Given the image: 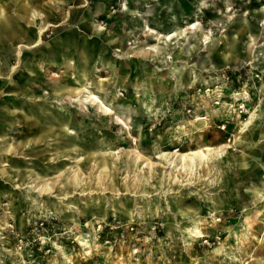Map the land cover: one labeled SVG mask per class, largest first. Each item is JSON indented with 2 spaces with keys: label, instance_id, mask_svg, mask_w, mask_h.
Listing matches in <instances>:
<instances>
[{
  "label": "rangeland",
  "instance_id": "374dc122",
  "mask_svg": "<svg viewBox=\"0 0 264 264\" xmlns=\"http://www.w3.org/2000/svg\"><path fill=\"white\" fill-rule=\"evenodd\" d=\"M22 1L100 44L87 82L34 65L69 96L7 91L29 43L0 75V264H264V0Z\"/></svg>",
  "mask_w": 264,
  "mask_h": 264
},
{
  "label": "crops",
  "instance_id": "0c3cea01",
  "mask_svg": "<svg viewBox=\"0 0 264 264\" xmlns=\"http://www.w3.org/2000/svg\"><path fill=\"white\" fill-rule=\"evenodd\" d=\"M107 2H109V0H101V3H99V5L96 7L97 10L100 11L105 9V7H107ZM34 12L42 13L36 8L25 4V2L22 0H12L11 3H6V16L4 17L3 15H0V52L2 57L0 64V75L6 74L8 71L10 57L15 53L16 47L23 49L26 46L25 49H27L29 48L27 45L29 43V45L35 48L36 53H27V51L24 52L25 63L21 73L22 83H19V81L14 79L7 85L6 88L7 91H10L13 87V90L18 92V89H15V87L21 86L22 93L25 97H28L30 103L32 101L35 102V98L42 99L45 96H53L55 98L69 96L72 94V91L75 90V75L70 73L68 74L67 72H65V74L62 76V79L54 82V84H48L51 90H42V87H39L36 82L39 79L41 82L46 80V71L45 69L44 71H40L37 69L38 66H34L35 64H41V62L46 63V60H50L52 63L56 64H64L65 62L69 68H78L79 65L80 70L78 71H82L81 79H83V82H87L85 81L88 78L86 69L88 67L89 61L96 53L95 46L100 44V39H98L99 36H95L91 42V51H88L85 42L88 39L87 34L91 32L92 25L88 21H83L81 24H79V26L82 27V29L85 31V34L81 33L82 30L74 29L65 36L57 37L51 47L45 49L42 47L40 38H38L36 35L35 27L41 25L42 23H46L50 19V16L46 13H42L45 15L44 18H36L33 17ZM53 17H56V15H53ZM23 41L25 44H23ZM69 42L75 43L74 50L65 49V43ZM61 54L63 57H60ZM59 58L62 59L59 60ZM73 60L76 62V64L73 62ZM40 72H42V75L39 74ZM6 108L0 105V117H2L0 118L2 120V123L0 122V134L9 131V129L12 127V122L9 121V119L10 114H13L9 112L8 108ZM24 109H26V107ZM3 138L4 136H2V139Z\"/></svg>",
  "mask_w": 264,
  "mask_h": 264
},
{
  "label": "bare ground",
  "instance_id": "6f19581e",
  "mask_svg": "<svg viewBox=\"0 0 264 264\" xmlns=\"http://www.w3.org/2000/svg\"><path fill=\"white\" fill-rule=\"evenodd\" d=\"M33 17H36V18H44L45 17V15L44 14H42V13H39V12H34L33 13ZM45 32H47V31H45ZM206 37V36H205ZM22 46V45H21ZM26 47V46H25ZM86 93H87V95H86V98H85V101H87V102H90V103H93V104H102V107L104 108V104H103V101H102V99L98 96V95H96V94H94V93H92L91 91H90V89H86ZM104 110H106V111H109V109L108 108H104ZM201 155H202V157H204V152H202V153H200ZM200 154L198 153H196L195 154V156H197V155H199L200 156ZM183 159H184V157H183ZM186 159V158H185ZM194 159V157H190V159L189 160H193ZM184 161V160H183ZM170 162H172V161H170ZM181 163V162H180ZM197 164V163H196ZM183 167V166H182ZM32 187V186H31ZM35 188H37L36 186H35ZM46 189V188H45ZM48 190V189H47ZM23 222V221H22ZM24 223V222H23Z\"/></svg>",
  "mask_w": 264,
  "mask_h": 264
},
{
  "label": "trees",
  "instance_id": "16d2710c",
  "mask_svg": "<svg viewBox=\"0 0 264 264\" xmlns=\"http://www.w3.org/2000/svg\"><path fill=\"white\" fill-rule=\"evenodd\" d=\"M230 73V72H229Z\"/></svg>",
  "mask_w": 264,
  "mask_h": 264
}]
</instances>
